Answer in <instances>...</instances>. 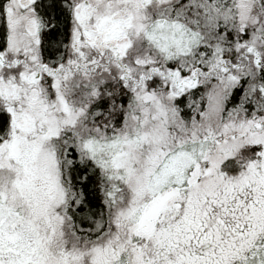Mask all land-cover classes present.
Returning <instances> with one entry per match:
<instances>
[{
    "label": "snow or ice",
    "instance_id": "snow-or-ice-1",
    "mask_svg": "<svg viewBox=\"0 0 264 264\" xmlns=\"http://www.w3.org/2000/svg\"><path fill=\"white\" fill-rule=\"evenodd\" d=\"M0 264H264V0H0Z\"/></svg>",
    "mask_w": 264,
    "mask_h": 264
}]
</instances>
